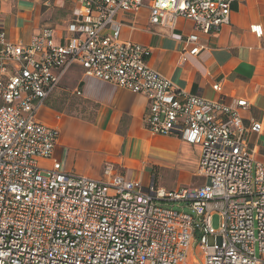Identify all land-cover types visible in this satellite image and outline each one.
I'll return each instance as SVG.
<instances>
[{
  "label": "built area",
  "instance_id": "1",
  "mask_svg": "<svg viewBox=\"0 0 264 264\" xmlns=\"http://www.w3.org/2000/svg\"><path fill=\"white\" fill-rule=\"evenodd\" d=\"M74 1L60 43L49 26L25 44L0 27V264H187L195 231L199 264H264V156L253 138L262 122L245 124L240 112L249 102H227L220 81L211 85L216 98L181 89L148 65V47L120 38L123 26L135 25L118 16L141 7L151 27L171 32L184 17L208 34L229 24L234 0ZM250 31L262 35L260 24ZM186 42L189 55L202 48L196 32ZM74 63L145 96L151 133L198 145L195 176L203 183L167 190L127 179L111 163L101 179L66 172L55 160L43 166L59 131L37 113Z\"/></svg>",
  "mask_w": 264,
  "mask_h": 264
},
{
  "label": "crops",
  "instance_id": "2",
  "mask_svg": "<svg viewBox=\"0 0 264 264\" xmlns=\"http://www.w3.org/2000/svg\"><path fill=\"white\" fill-rule=\"evenodd\" d=\"M75 7L74 0H0V27L9 40L25 44L42 27L49 26L55 42L60 43ZM148 15L147 7H141L136 16L119 15L135 25L134 29L123 26L120 38L148 47V65L181 89L216 98L211 85L220 81L227 102L235 98L249 102L240 112L244 123L256 120L264 126V0H234L229 24L208 34L195 31L193 22L184 17H178L174 29L166 32L151 27ZM252 24L261 25L259 38L250 31ZM151 29L166 34H155ZM193 32L198 34L202 48L189 55L191 44L186 38ZM182 54L186 56L184 62H180ZM65 93L67 106L74 96L83 109L57 106ZM146 110L147 100L142 94L86 76L80 64L74 63L38 110L39 121L59 131L52 156L40 163L48 167L55 160L64 171L93 179H101L105 164L111 163L115 173L144 185L154 182L167 190L183 184L201 185L202 178L195 176L200 147L174 136L151 133L144 122ZM253 138L264 156V130ZM176 162L183 165L174 187L158 185L152 173L175 168Z\"/></svg>",
  "mask_w": 264,
  "mask_h": 264
},
{
  "label": "rangeland",
  "instance_id": "3",
  "mask_svg": "<svg viewBox=\"0 0 264 264\" xmlns=\"http://www.w3.org/2000/svg\"><path fill=\"white\" fill-rule=\"evenodd\" d=\"M69 94V93H68ZM61 98V99H60ZM70 101H69V106H67L68 102H67V99L68 97L66 96V93L65 95H60V97L58 98V102H56V105L59 106V107H66L67 109H74V110H77L79 108V106L82 107L83 109V105H79L80 103L76 102L75 100V97L72 96L70 97ZM81 109V110H82ZM83 111V110H82ZM195 152H196V149H195ZM183 164L180 163L179 165V162H176L175 164V168H161L159 169L158 171L155 170L152 175H155V179H156V182L158 185H163L167 188H173L175 183H176V176L178 174V172L180 171V167ZM186 185H189V184H183L182 186H186ZM176 209H179L177 207H175ZM185 211L187 213H191L190 210L188 209H185ZM192 214V213H191ZM211 224L214 228H217L218 226V219H217V216H214L212 218V221H211ZM193 238H194V242L193 244L190 246L189 248V251H188V254H187V264H195L194 261L197 259L198 260V264H199V261L202 260V257H203V253L201 252V250L197 247V242L199 241V238H200V233L195 231L194 234H193ZM214 241H213V237L209 236L208 237V243L209 244H212Z\"/></svg>",
  "mask_w": 264,
  "mask_h": 264
}]
</instances>
